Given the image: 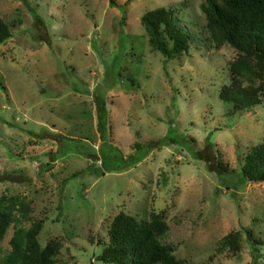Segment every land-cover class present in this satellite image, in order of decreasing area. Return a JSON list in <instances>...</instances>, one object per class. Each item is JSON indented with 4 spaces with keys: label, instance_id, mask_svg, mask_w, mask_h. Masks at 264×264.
Here are the masks:
<instances>
[{
    "label": "rangeland",
    "instance_id": "obj_1",
    "mask_svg": "<svg viewBox=\"0 0 264 264\" xmlns=\"http://www.w3.org/2000/svg\"><path fill=\"white\" fill-rule=\"evenodd\" d=\"M203 1L0 0L13 32L0 44V200L27 202L23 226L42 224L39 243L55 247L57 264H108L98 256L121 212L161 214L162 242L185 264H251V241L264 264V183L234 188L264 142V102L236 112L220 98L237 51L209 41ZM157 7L190 31L188 53L168 59L150 45L142 17ZM159 141L145 157L143 145ZM128 156L144 157L125 167ZM14 231L0 240V261ZM231 232L238 254L220 244Z\"/></svg>",
    "mask_w": 264,
    "mask_h": 264
},
{
    "label": "trees",
    "instance_id": "obj_2",
    "mask_svg": "<svg viewBox=\"0 0 264 264\" xmlns=\"http://www.w3.org/2000/svg\"><path fill=\"white\" fill-rule=\"evenodd\" d=\"M201 9L205 15L203 30L213 45L221 49L231 46L237 51L236 57L229 61L230 81L220 91V98L233 105L236 112L244 111L264 102V0H204ZM142 25L149 37V43L168 59H175L188 53L194 44V37L181 24L175 10L157 7L147 11L142 17ZM13 38L8 23L0 19V44ZM99 105V130L107 144V107L102 98H97ZM102 105V106H101ZM162 142L143 145L147 153L160 146ZM207 143L211 144L210 139ZM103 146L100 151L103 150ZM142 144H136L141 149ZM143 156V157H144ZM106 165V157L102 156ZM118 156H116L117 158ZM142 157V158H143ZM142 158L128 156L125 167ZM235 175L236 170L223 167ZM210 165H208V168ZM93 165L86 171L72 175L75 178L85 172H91ZM103 172H101L102 174ZM222 174V172L220 173ZM246 182L264 183V142L253 147L247 155L241 169V178L234 182V188ZM19 212V215L15 213ZM30 209L20 197L10 199L8 203L0 200V240L10 226L15 231L11 239V251L0 264H57L54 260V246L43 249L38 235L41 223H34L26 228ZM169 225L161 214H154L151 220H141L121 212L115 217L109 228V244L98 259L108 264H185L175 255V248L165 244L162 239L167 235ZM222 249H229L234 254L241 250L239 233L231 232L221 240ZM252 262L259 264L262 251L257 241H251Z\"/></svg>",
    "mask_w": 264,
    "mask_h": 264
}]
</instances>
